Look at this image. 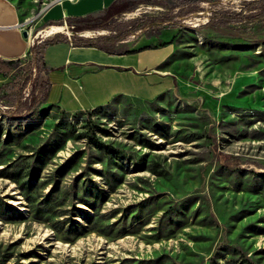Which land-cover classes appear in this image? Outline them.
<instances>
[{"label": "rangeland", "instance_id": "obj_1", "mask_svg": "<svg viewBox=\"0 0 264 264\" xmlns=\"http://www.w3.org/2000/svg\"><path fill=\"white\" fill-rule=\"evenodd\" d=\"M12 1L29 54L0 85L28 77L20 98L0 90V264H264V16L246 18L261 6L133 0L88 25L43 22L56 0ZM167 16L84 77L35 60L42 40ZM171 51L176 76L148 72Z\"/></svg>", "mask_w": 264, "mask_h": 264}, {"label": "crops", "instance_id": "obj_2", "mask_svg": "<svg viewBox=\"0 0 264 264\" xmlns=\"http://www.w3.org/2000/svg\"><path fill=\"white\" fill-rule=\"evenodd\" d=\"M113 2L114 0H56L43 12L41 20L47 24H52L59 21L65 22L76 17L97 15L102 13ZM68 37L66 35V38ZM161 47L163 46L150 49ZM166 47L171 48L172 51L175 50L172 44H167ZM144 50L146 49L141 48V46L136 48L138 52H143ZM172 51L167 58L147 69L148 72L152 71L160 76H176L179 62L182 59L177 56L172 59ZM27 53L29 54V45L27 39L22 35V30L19 28V14L15 3L12 0H0V58L7 60L17 59ZM112 53L93 46H74L67 39H63L44 49L42 58L46 66L45 77H53V73H57L60 70L62 73L61 77H74V79L76 77H84V73L89 70V68L85 67L87 64L96 63V65H99L98 67H110L107 64H114L113 62L99 61L94 58L96 56L109 57ZM118 54L121 55L123 53ZM147 70L144 69V72Z\"/></svg>", "mask_w": 264, "mask_h": 264}, {"label": "trees", "instance_id": "obj_3", "mask_svg": "<svg viewBox=\"0 0 264 264\" xmlns=\"http://www.w3.org/2000/svg\"><path fill=\"white\" fill-rule=\"evenodd\" d=\"M194 1V0H193ZM259 4L262 9V11H259L258 13H255L253 15H250L249 17H246L248 19H258L261 16H264V0H251L249 4ZM133 6V0H114V2L109 5L102 13L97 14V15H92V16H87V17H76L74 19H71L74 22H78V23H89V22H95L98 20H102L101 22L104 21V17L108 16V18H110L112 15H115L117 13L126 11V10H130ZM107 19V18H106ZM263 20V19H261ZM62 22V21H59ZM57 23V22H55ZM105 23V22H103ZM170 23V18L169 16L167 17H158V18H150V17H142V18H138L133 20L130 23V27L127 30H123L120 33L116 34L113 33L112 35L109 36H102V37H89V38H83L80 36H70L68 38H66V35H57L54 37H51L49 39H45L40 41L39 43H37L33 50L36 54L35 60L36 62L39 64L40 68L43 69L44 71L46 70V66L43 62V52L44 49L52 44H55L63 39H67V41L69 43H71V45L74 46H83V47H97V48H101V49H105L106 51L109 52H113V53H119V52H114L112 50H110L108 48V46L114 45L117 42H119L120 40H122L124 38V36L128 35L129 33L136 31L137 29L140 28H154V27H158L159 25L162 24H167ZM53 24V23H52ZM89 25V24H88ZM133 50H127L125 51V53L127 52H131ZM20 61V58L18 59H2L0 58V73L2 75H8L9 71L12 69V67L17 64ZM29 64V63H28ZM27 70L24 69L22 71V73H20V75L15 76L12 80L0 85V90L2 92H4L5 97H9L14 95V97L20 98L21 97V91L22 88L25 84V81L27 80ZM48 91V89H47ZM96 108H93L91 110H89V114H92L95 111ZM80 114V113H79ZM79 115L77 113L72 114V118H77ZM60 120H68L69 116L68 113L66 111H61L60 116H59ZM90 139H93L92 137H90ZM95 142L96 145L101 146L99 143ZM155 166H157V164H155ZM153 171L157 172L155 169H152Z\"/></svg>", "mask_w": 264, "mask_h": 264}, {"label": "bare ground", "instance_id": "obj_4", "mask_svg": "<svg viewBox=\"0 0 264 264\" xmlns=\"http://www.w3.org/2000/svg\"><path fill=\"white\" fill-rule=\"evenodd\" d=\"M59 31H61V27L53 26V27L49 30V33L59 32Z\"/></svg>", "mask_w": 264, "mask_h": 264}, {"label": "water", "instance_id": "obj_5", "mask_svg": "<svg viewBox=\"0 0 264 264\" xmlns=\"http://www.w3.org/2000/svg\"><path fill=\"white\" fill-rule=\"evenodd\" d=\"M22 35H23L24 38H26L27 37V32L25 30L22 31Z\"/></svg>", "mask_w": 264, "mask_h": 264}, {"label": "built area", "instance_id": "obj_6", "mask_svg": "<svg viewBox=\"0 0 264 264\" xmlns=\"http://www.w3.org/2000/svg\"><path fill=\"white\" fill-rule=\"evenodd\" d=\"M52 3H54V2H51L49 5H48V7L52 4ZM203 13H201V15H202ZM31 46V48H32V44L30 45Z\"/></svg>", "mask_w": 264, "mask_h": 264}]
</instances>
